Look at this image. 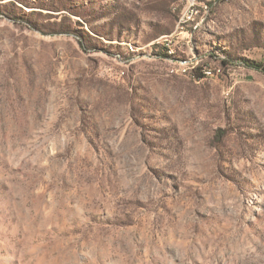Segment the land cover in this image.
<instances>
[{
    "label": "rangeland",
    "instance_id": "obj_1",
    "mask_svg": "<svg viewBox=\"0 0 264 264\" xmlns=\"http://www.w3.org/2000/svg\"><path fill=\"white\" fill-rule=\"evenodd\" d=\"M183 5L0 0V264H264V0Z\"/></svg>",
    "mask_w": 264,
    "mask_h": 264
},
{
    "label": "built area",
    "instance_id": "obj_2",
    "mask_svg": "<svg viewBox=\"0 0 264 264\" xmlns=\"http://www.w3.org/2000/svg\"><path fill=\"white\" fill-rule=\"evenodd\" d=\"M210 0H184V5L180 11L178 21L181 22V32L185 31L183 29L184 18H188L190 15L198 11V4H206V9ZM193 28V27H192ZM202 74L205 76H211L216 74V69H211L209 67L202 68Z\"/></svg>",
    "mask_w": 264,
    "mask_h": 264
},
{
    "label": "trees",
    "instance_id": "obj_3",
    "mask_svg": "<svg viewBox=\"0 0 264 264\" xmlns=\"http://www.w3.org/2000/svg\"><path fill=\"white\" fill-rule=\"evenodd\" d=\"M244 64L248 65V66H252L254 68H257V69H264V65L259 63V62H255L253 60H247L244 62Z\"/></svg>",
    "mask_w": 264,
    "mask_h": 264
}]
</instances>
